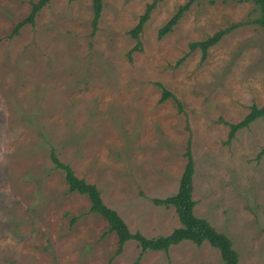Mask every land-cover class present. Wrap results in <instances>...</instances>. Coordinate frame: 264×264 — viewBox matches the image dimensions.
Wrapping results in <instances>:
<instances>
[{"label":"rangeland","instance_id":"obj_1","mask_svg":"<svg viewBox=\"0 0 264 264\" xmlns=\"http://www.w3.org/2000/svg\"><path fill=\"white\" fill-rule=\"evenodd\" d=\"M37 0H0V264H223L207 242L116 254L108 223L69 193L50 151L146 238L180 226L173 207L190 142L193 213L225 234L238 264H264V117L226 143L228 126L264 106V28L250 3L50 0L10 37ZM230 31L201 61L190 44ZM171 94L163 102V91ZM75 219V220H73Z\"/></svg>","mask_w":264,"mask_h":264},{"label":"trees","instance_id":"obj_2","mask_svg":"<svg viewBox=\"0 0 264 264\" xmlns=\"http://www.w3.org/2000/svg\"><path fill=\"white\" fill-rule=\"evenodd\" d=\"M197 0H187V2L178 8L177 12L168 20L165 25L158 31V37L169 33L178 23L182 15L188 10L189 6ZM217 0H208L210 4H214ZM232 2L250 3L254 7L255 17L252 22L264 28V0H222ZM50 2V0H37L31 3L29 15L16 24L10 37L17 35L20 28L24 25H33L37 14ZM156 0L149 4L140 17L138 23L129 31L130 36L136 41L134 50H139V34L143 30L145 22L148 20L151 10L155 6ZM92 26L96 27L102 10V0H92ZM230 29H222L214 33L207 39L190 44V50L199 48L201 50V61H204L208 55V50L215 46ZM171 94L164 90L160 102H163ZM264 117V106L257 107L252 105L250 111L237 123H226L228 126V134L226 143L231 142L236 133L240 130L248 128L253 122ZM184 158L186 160L183 172L179 180L177 192L164 199H153V203L157 206L166 208L173 207L177 215L180 226L175 228L169 235L146 238L139 232L130 233L124 220L116 211L109 208L102 200L101 193L95 184L87 183L81 178H77L71 167L62 163L56 156L53 149L50 151V159L54 167L61 170L64 174L65 181L68 185L69 193H78L88 198L90 207L88 213H94L102 217L108 223V233H114L117 237V248L115 253L120 254L123 246L130 240L136 241L140 248L138 259L147 251L168 252L170 247L176 246L183 241H190L200 246L203 242H207L211 247L218 250L223 264H238V254L232 248L229 238L216 231L210 223L202 218H198L193 213L195 201L192 198V178L194 174V164L191 154L190 142H187ZM75 220V219H73Z\"/></svg>","mask_w":264,"mask_h":264}]
</instances>
